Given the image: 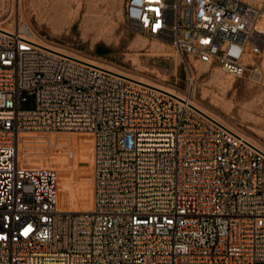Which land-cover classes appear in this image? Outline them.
Segmentation results:
<instances>
[{"label": "built area", "instance_id": "1", "mask_svg": "<svg viewBox=\"0 0 264 264\" xmlns=\"http://www.w3.org/2000/svg\"><path fill=\"white\" fill-rule=\"evenodd\" d=\"M126 16L176 48L191 85V57L263 76L264 4L127 0ZM35 37L0 26V264H264L263 148L188 100ZM72 132L93 137L88 210L61 208L57 165L28 157L47 154L33 144L70 148L61 134Z\"/></svg>", "mask_w": 264, "mask_h": 264}, {"label": "rangeland", "instance_id": "2", "mask_svg": "<svg viewBox=\"0 0 264 264\" xmlns=\"http://www.w3.org/2000/svg\"><path fill=\"white\" fill-rule=\"evenodd\" d=\"M251 1L264 4V0ZM126 4L127 0H0V25L14 28L26 24L49 44L129 77L191 97L206 112L264 149V54L257 58L263 69L260 79L249 75L234 76L218 64L191 57L195 75L191 85L187 75L190 68L176 48L136 29L126 16ZM98 46L108 47L109 52L99 55ZM64 134L77 135L75 144L69 141L72 149L65 147L67 153L58 151L67 157V171L75 186L87 179L85 194L90 209L93 202L92 159L89 149L77 142L78 137L85 141L90 139V133ZM42 146V143L33 144L30 150L52 155L57 152L56 146ZM57 168L61 181L62 169L58 165ZM77 196L76 193L74 202L66 209L82 210L77 205Z\"/></svg>", "mask_w": 264, "mask_h": 264}, {"label": "bare ground", "instance_id": "3", "mask_svg": "<svg viewBox=\"0 0 264 264\" xmlns=\"http://www.w3.org/2000/svg\"><path fill=\"white\" fill-rule=\"evenodd\" d=\"M24 25L26 27H28L31 31H33L28 25H26V24H24ZM0 26H2V25H0ZM3 27L6 28V29H12V28L5 27V26H3ZM35 38L40 43H47L44 39H42L40 37H35ZM85 59H87V58H85ZM87 60H89L91 62H94L96 64H100V63L95 62V61L90 60V59H87ZM100 65H103V64H100ZM103 66H106V65H103ZM106 67L110 68L109 66H106ZM260 76H261V72H259V73L256 74V77L258 79L260 78ZM131 78H134V77H131ZM134 79H136V78H134ZM137 80H140L142 82L147 83V81H144V80L139 79V78ZM157 87L162 88V89H164V90H166V91H168V92H170V93L178 96L179 98H183L185 100H188V102H190L191 104L195 105L196 107H198L199 109H201L206 114L212 116L211 114H209L208 112H206L203 108H201L191 97H186L184 95H181V94H178V93H174L171 90L166 89V88H163V87H160V86H157ZM212 117L215 118V116H212ZM215 119L218 120L217 118H215ZM218 121H220V120H218ZM221 123H223V122H221ZM226 126H228V125H226ZM88 133H90V132H88ZM238 133L241 134L242 136H244L245 138H247L248 140H250L248 137H246L242 133H240V132H238ZM88 135H90V137H91L90 139L88 138L85 141V140H82V139H80L78 137L77 142H78V145L82 142V144L84 146L82 148H88L89 149V154H90V157L92 159V157H93V144H92L93 137H92V134L91 133L88 134ZM61 136H63V138L65 137L64 139L68 138L70 142H72V143L75 144V141H76L75 140V137L77 135H75V134H71V135L61 134ZM29 137H31V135H28V134L22 135L23 142L28 141L29 140ZM250 141H252V140H250ZM253 143L256 144L255 142H253ZM256 145L259 146L258 144H256ZM82 151L85 152L84 149H82ZM57 154H60V155H57ZM28 157L31 159V161L33 162V164L41 163L43 160H48L49 162H53L56 165H58V167L60 166V169H62V174L63 175H62L61 181L59 182V189H60V193H59L60 194L59 204H60V207L61 208L66 209V206L69 203L74 202L75 194L77 193L78 194V196H77L78 197V204L77 205L79 206V209L88 210V208H87V197H86V194H85V187H86L87 179L86 180H82V182H80V183L77 182V185L75 186L74 179L70 176L69 172L67 171L68 162H67L66 155H62V153L60 151H57L53 155L47 153V154H44V155H40L39 157H37V155L28 156ZM92 205H93V202H92ZM91 208H92V206H91Z\"/></svg>", "mask_w": 264, "mask_h": 264}, {"label": "trees", "instance_id": "4", "mask_svg": "<svg viewBox=\"0 0 264 264\" xmlns=\"http://www.w3.org/2000/svg\"><path fill=\"white\" fill-rule=\"evenodd\" d=\"M97 52H98L99 55H104V54L109 52V48L108 47L98 46L97 47Z\"/></svg>", "mask_w": 264, "mask_h": 264}]
</instances>
